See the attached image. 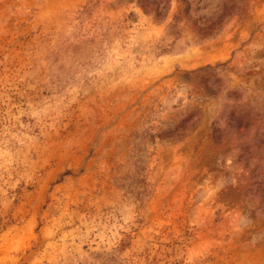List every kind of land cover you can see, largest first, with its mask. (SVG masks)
Instances as JSON below:
<instances>
[{
	"label": "rangeland",
	"instance_id": "374dc122",
	"mask_svg": "<svg viewBox=\"0 0 264 264\" xmlns=\"http://www.w3.org/2000/svg\"><path fill=\"white\" fill-rule=\"evenodd\" d=\"M0 264H264V0H0Z\"/></svg>",
	"mask_w": 264,
	"mask_h": 264
},
{
	"label": "trees",
	"instance_id": "16d2710c",
	"mask_svg": "<svg viewBox=\"0 0 264 264\" xmlns=\"http://www.w3.org/2000/svg\"><path fill=\"white\" fill-rule=\"evenodd\" d=\"M153 11H154L155 15H159L160 14V12H157V7H154ZM130 192H134V189H130ZM142 194H143V192H141V191H139V192L136 193V195L138 196V198H141Z\"/></svg>",
	"mask_w": 264,
	"mask_h": 264
}]
</instances>
